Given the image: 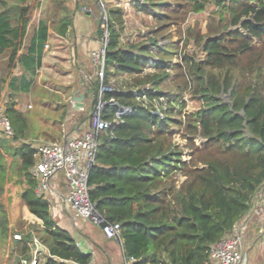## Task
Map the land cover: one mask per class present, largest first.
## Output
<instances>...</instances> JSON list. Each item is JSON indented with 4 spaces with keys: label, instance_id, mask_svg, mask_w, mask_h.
I'll return each instance as SVG.
<instances>
[{
    "label": "trees",
    "instance_id": "obj_1",
    "mask_svg": "<svg viewBox=\"0 0 264 264\" xmlns=\"http://www.w3.org/2000/svg\"><path fill=\"white\" fill-rule=\"evenodd\" d=\"M29 1L0 0V54L8 51L0 101L13 129L11 137L0 135V264H19L35 237L23 224L11 225L2 200L10 183L23 187L20 200L39 224L35 233L46 248L41 264H90L91 254L56 223L44 194L35 192V149L25 141L28 120L14 107V93H27L37 83L49 37L46 20H40L21 53ZM132 1L161 20L185 5L202 12L212 4L207 37L193 36L204 56L181 51L172 62L167 58L178 52L176 43L156 51L146 45L125 49L122 10H109L105 64L114 67L116 77L136 75L132 86L139 94L117 88L102 95L129 112L99 134L88 173L89 199L105 222L120 224L122 255L134 258L131 264H214L211 246L233 232L264 184V0ZM66 2L52 0L50 16L60 36L71 24ZM17 66L22 72L14 75ZM149 67L154 71L140 76ZM109 75L106 71L105 84ZM164 82L174 84L170 92L161 89ZM6 84L9 93L2 101ZM145 84L149 89L139 88ZM95 89L97 98L99 83ZM185 94L199 102L196 110L185 111ZM118 105L105 106L101 116L112 120ZM178 132L187 160L173 141Z\"/></svg>",
    "mask_w": 264,
    "mask_h": 264
},
{
    "label": "crops",
    "instance_id": "obj_2",
    "mask_svg": "<svg viewBox=\"0 0 264 264\" xmlns=\"http://www.w3.org/2000/svg\"><path fill=\"white\" fill-rule=\"evenodd\" d=\"M40 1L42 4L37 9L34 8L35 11L29 22L21 53H26L40 20H46L49 37L43 48L42 65L38 70L37 83L27 93H14V107L29 118L37 117V122L41 124L39 131L33 133L32 136L27 135L25 141L60 142L69 137L79 136L90 128V114L98 99V95L96 98L95 84L98 83L97 70L100 66L99 60L93 58L92 53L100 50L104 35L100 17L104 12H109L110 8L121 0H67L71 24L68 26L65 36L58 35L54 30L55 20L50 16L53 10L52 0ZM7 55L8 51L0 54V75H3L6 69ZM106 71L110 72V79L113 80L116 77L113 75V66L107 65ZM21 72L22 67L17 66L13 73L19 75ZM8 79L9 77L7 81H9ZM85 91L89 94V98L83 96L81 99L83 108L74 109L73 93L80 92L84 95ZM8 93L9 89L6 84L2 93V101ZM44 93L46 94L44 95ZM36 108L39 109V112L33 114ZM64 109H66L65 115L63 114ZM51 188L52 191L44 195L47 194L45 198L49 203L53 219L61 228L67 230L75 241L79 242L78 246L83 251L91 254V264H101L99 247L102 246L103 238L100 241H98L99 239H93L92 242L85 241L86 233L84 231L87 225L76 223L77 216L74 210L63 199L68 188L63 172H59L51 179ZM252 209H255L254 212L256 209L264 210V184L252 199L249 211ZM25 213L32 217L26 207ZM262 225L258 226L260 230L255 241L249 243V240H246L241 264H262L264 262V250L261 246V237L264 231ZM87 228L90 230L89 227ZM101 235L104 237L102 232ZM104 239L109 244V253L112 254L102 256V258L106 257L103 264H120L116 258V253L122 254L120 242L105 237Z\"/></svg>",
    "mask_w": 264,
    "mask_h": 264
},
{
    "label": "rangeland",
    "instance_id": "obj_3",
    "mask_svg": "<svg viewBox=\"0 0 264 264\" xmlns=\"http://www.w3.org/2000/svg\"><path fill=\"white\" fill-rule=\"evenodd\" d=\"M100 1V0H99ZM101 3H103L101 1ZM29 4L31 5V19L32 15L35 11L34 8H38L42 2L40 0H30ZM114 8H120L122 10V19L124 21V26L121 31L120 40L121 44L120 46L125 49H132V46L136 45H146L151 47L152 51H156L157 47H164L167 48L170 44L176 43L178 46V52L171 57H168L167 59L171 60L172 62L179 61L178 54L181 51H189L190 53H194L199 59H202L204 54L203 50L199 47V45H196L194 41V35L198 34L203 38L207 37V19L210 13V10L212 8V4H208L207 8L202 12H192L190 11V8L188 6H183L179 8L175 13L171 14L170 19L168 20H161L153 15H151L148 12L143 11L140 7L137 8L132 0H121L117 2L114 6H112L110 9ZM106 11V10H105ZM106 13V12H105ZM108 12L106 13L107 22L103 20V14H101V21L103 25V29L106 28V24L108 23ZM170 49V48H169ZM153 58L155 60L158 59V56L154 55ZM154 69L152 67L146 68L141 74L146 72H153ZM136 75H130V74H123L118 77H114L113 80L110 79L107 84L110 85L111 92L117 90V88L122 89H132L133 93L138 95L139 90L132 86V83L134 82ZM71 79L74 77H70ZM150 85L145 84L143 86H140V89H149ZM174 87V84L171 82H164L161 84V89L165 92H170ZM43 94V92H41ZM46 93H44L45 95ZM185 98H187V106H186V112H191L196 110L199 107V102L194 99H189L188 94H185ZM227 99V98H225ZM0 104L2 105L3 103ZM39 109H35L33 114L38 113ZM89 117V116H88ZM91 117V114H90ZM27 120H29L28 125L29 129L27 131L28 136H32L33 133L39 131L41 124L37 122V117L29 118L26 116ZM174 128V127H173ZM173 141L178 143L179 145H184L185 139L181 137V132L175 133L173 135ZM197 143L201 141V139L198 137L196 138ZM28 142L34 143H49L54 141H32L29 140ZM34 142V143H33ZM183 147V146H182ZM188 149L186 147H183V155L182 160L189 159L188 157ZM180 180H183V177H180ZM7 193L2 197V200L6 204V207L8 209V212L10 214V220L11 225H17V229L22 226V229H25V231H28L32 233L33 236L38 237L35 233L36 230L39 229V224L36 222V220L32 217L27 216L25 213V205L22 204L19 192L22 190V186H19L14 183H10L7 186ZM47 195V194H46ZM44 195V196H46ZM255 209H252L248 213L245 214V216L237 223V227L239 232L243 236V251L244 246H246V240H249V243H252V241H255L257 239V235H259L258 226L263 224L264 229V210L261 209L254 212ZM249 214V215H248ZM248 220V221H246ZM76 218V223L81 224L85 223L87 227H89L90 230L84 231L85 234V241L86 242H92L93 239L100 241L101 238H103V241H101L102 246L100 245V252H101V264L105 263L106 257L102 256L104 254H112L109 253V244H107L106 239L101 235L100 229H98L99 225L91 222ZM23 224V225H21ZM21 225V226H20ZM83 238L82 236H80ZM88 237V238H87ZM79 238V239H81ZM114 240V239H113ZM117 241V240H116ZM119 242V241H118ZM77 245L79 242H77ZM105 256V255H104ZM117 261H119L120 264H125L123 255L121 253H116ZM43 258L40 259L39 264L43 262ZM91 264V263H90ZM131 264V262L129 263Z\"/></svg>",
    "mask_w": 264,
    "mask_h": 264
},
{
    "label": "built area",
    "instance_id": "obj_4",
    "mask_svg": "<svg viewBox=\"0 0 264 264\" xmlns=\"http://www.w3.org/2000/svg\"><path fill=\"white\" fill-rule=\"evenodd\" d=\"M103 20L107 22L105 12L103 13ZM107 42L108 30L106 24L102 47L98 52L92 53V57L99 60L100 66L97 70L99 83L98 99L91 113L90 128L79 136L69 137L60 142L32 144L35 149L34 157L36 159L32 174L37 180L35 192L45 194L52 191L51 179L59 172H63L68 185L63 199L74 210L76 216L98 224L105 238L120 242V224L117 222H105L95 210V205L91 202L88 195V173L95 160L99 134L112 123L119 124L122 121L121 115L129 112V108L125 107L123 112H119L118 109L112 120H105L101 116L105 106L118 105L113 98L107 101L102 98L104 93L111 92V89H109L110 85L103 82L107 68L104 61ZM0 135L5 137L13 135L10 121L5 116L1 104ZM261 246L264 250V231L261 237ZM45 254L46 248L44 245L37 237H33L30 254L22 256L19 264H38ZM209 256L214 264H241L243 260V236L239 232L237 224L231 234L221 238L211 246ZM123 259L125 264L134 261L132 257L128 259L123 257Z\"/></svg>",
    "mask_w": 264,
    "mask_h": 264
},
{
    "label": "water",
    "instance_id": "obj_5",
    "mask_svg": "<svg viewBox=\"0 0 264 264\" xmlns=\"http://www.w3.org/2000/svg\"><path fill=\"white\" fill-rule=\"evenodd\" d=\"M83 96L85 98H89V94L87 93V91L84 92V95H82L80 92H77V93H73L72 95V100L74 101V109H82V102H81V99L83 98ZM224 98H228L229 95H224L223 96ZM118 109H119V112H123L125 110V107L124 106H121V105H118ZM201 139V137H199Z\"/></svg>",
    "mask_w": 264,
    "mask_h": 264
}]
</instances>
